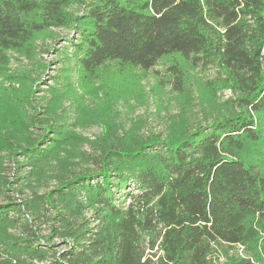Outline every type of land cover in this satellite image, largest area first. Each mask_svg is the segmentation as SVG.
<instances>
[{"label": "trees", "instance_id": "trees-1", "mask_svg": "<svg viewBox=\"0 0 264 264\" xmlns=\"http://www.w3.org/2000/svg\"><path fill=\"white\" fill-rule=\"evenodd\" d=\"M73 27L83 89L98 94L106 68L147 73L169 58L172 91L185 92L191 68H217L232 108L216 111L203 100L201 117L177 139L116 141L109 125L110 142L97 146L98 171L60 180L48 196L64 204L58 221L71 249L50 256V238L42 245L21 206L8 201L0 203V264H214V246L243 247L225 264H264V0H0V78L10 79L11 53L29 57L39 37ZM32 96L30 88L5 96L0 121L19 125L12 126L22 133L12 155H23L38 175L74 133L56 124L32 137L30 128L45 123L36 106L25 110ZM51 111L42 112L47 123ZM130 183L139 195L122 206Z\"/></svg>", "mask_w": 264, "mask_h": 264}, {"label": "rangeland", "instance_id": "rangeland-1", "mask_svg": "<svg viewBox=\"0 0 264 264\" xmlns=\"http://www.w3.org/2000/svg\"><path fill=\"white\" fill-rule=\"evenodd\" d=\"M71 10L76 15L83 14L81 8L74 6ZM78 36L74 27L50 30L34 42L31 56L11 53L7 71L10 79L0 78V100L8 95L22 96L29 88L33 90V105H29L31 108L25 105V110L33 114V107L36 106L38 119L45 123L38 125L39 128H30L32 137L40 138L49 125L56 124L74 133L70 146L51 157L36 175V170L23 155H12L20 147L22 134L12 126L18 128L19 125L0 121V124L10 127L9 132L0 129V203L12 201L21 206L23 219L35 226L42 245L50 238L55 246L50 256L70 250L74 240L58 221L64 204L48 196L60 187V180L98 171L100 150L97 146L103 139L110 142L108 136L113 132L109 131V125L116 132V141L123 139L136 144L150 137L177 139L185 134L188 124L201 117L203 100L213 102L216 111L226 112L232 108L229 101L233 93L219 85L223 76L217 68H191L185 92L179 94L172 91L166 73L172 62L169 58L163 59L147 73L137 69L122 76L115 74L113 66L106 68L102 74L103 81L96 85L100 90L95 95L81 87L75 71L74 44L78 42ZM55 96L61 99L57 108L54 106ZM49 107L54 112L47 113V117H51L47 123L42 112ZM4 180L10 182L8 187L3 186ZM123 193V198L127 199L125 204L122 201V206L130 203L129 198L139 195V190L130 183ZM27 204L33 211L26 207ZM90 215V212L86 213L87 218ZM10 232L21 236L16 230ZM243 251L242 246L235 249L214 246L211 259L214 264H225L237 253L244 255ZM49 260L36 261L35 264H48Z\"/></svg>", "mask_w": 264, "mask_h": 264}]
</instances>
